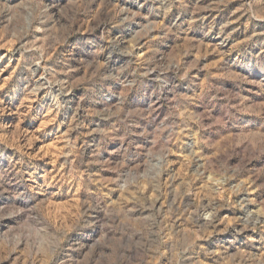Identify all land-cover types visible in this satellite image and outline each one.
<instances>
[{
  "label": "rangeland",
  "instance_id": "obj_1",
  "mask_svg": "<svg viewBox=\"0 0 264 264\" xmlns=\"http://www.w3.org/2000/svg\"><path fill=\"white\" fill-rule=\"evenodd\" d=\"M0 264H264V0H0Z\"/></svg>",
  "mask_w": 264,
  "mask_h": 264
}]
</instances>
